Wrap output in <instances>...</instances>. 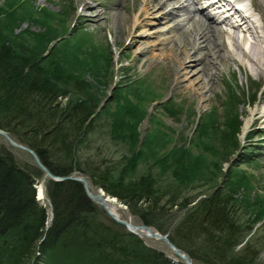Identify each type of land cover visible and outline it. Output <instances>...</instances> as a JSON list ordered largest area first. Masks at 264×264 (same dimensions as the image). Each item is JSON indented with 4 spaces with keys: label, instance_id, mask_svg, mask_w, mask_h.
I'll list each match as a JSON object with an SVG mask.
<instances>
[{
    "label": "rangeland",
    "instance_id": "374dc122",
    "mask_svg": "<svg viewBox=\"0 0 264 264\" xmlns=\"http://www.w3.org/2000/svg\"><path fill=\"white\" fill-rule=\"evenodd\" d=\"M143 2L0 0V39L5 46H12L15 57L18 54L31 63L40 77L68 90L60 99L63 104L85 100L92 107L94 120L77 138L75 161L92 174L93 170H108L118 177L123 172L127 181L151 176L157 200L156 205L149 203L156 207L147 216L154 224L151 227L166 235L182 254H188L193 264H223L213 260L204 233L191 231L195 221H187L193 208L215 190L231 200V217L243 225L242 243L228 256L239 255L246 244H252L258 253L254 264H264V219L253 220L251 209H245L256 201L257 194L264 196V123L254 121V114L264 106V72L253 70L242 55L236 60L228 58L214 69L207 60L197 65L194 59L177 76L167 60L153 59L162 48L154 47L173 36L175 41L169 46L179 49L195 39L196 33L190 32L185 12L169 25L160 17L147 18L143 27L131 30ZM3 9L13 14L9 21H5ZM190 11L193 14L194 7ZM172 25L173 31L164 36ZM26 72L33 76L30 70ZM247 121L250 125L245 129ZM10 138L28 147L22 139ZM0 151L13 154L16 163L36 180L37 189L42 181L36 177L37 168L44 171L33 155L2 135ZM75 173L87 178L92 190L102 189L89 175ZM245 176L252 190L244 183V187H231L229 179ZM246 198L247 205L243 202ZM117 201L122 206V221L144 223L147 202L134 212ZM38 202L48 211V229L54 213L48 200ZM95 206L90 221L104 226L99 234L104 228L117 234L119 239L110 244L130 255L125 264L136 263V258H130L134 250L142 251L138 264H147L142 257L154 252L171 264H185L165 242L130 233L102 207ZM33 253L32 258L7 253L3 264H45L41 252Z\"/></svg>",
    "mask_w": 264,
    "mask_h": 264
},
{
    "label": "trees",
    "instance_id": "16d2710c",
    "mask_svg": "<svg viewBox=\"0 0 264 264\" xmlns=\"http://www.w3.org/2000/svg\"><path fill=\"white\" fill-rule=\"evenodd\" d=\"M3 12L6 13L5 21H9L13 14L4 9ZM13 50L0 39V129L22 139L55 176H69L75 172L89 175L106 194L116 197L134 212L143 209L139 206L143 201L147 202L150 210L145 208L147 213L142 215V221L154 225L147 217L156 209L151 208L153 205L149 207V203L157 204L152 177L127 181L121 176L123 172L118 177L108 170L103 173L93 170L92 174L78 164L75 161L77 138L92 124L94 110L85 100L63 104L60 99L68 90L57 88L47 78L40 77V73L31 68L33 65L22 61L18 54L15 57ZM28 70L33 76L26 72ZM44 176L45 173L37 168L36 177L43 179ZM35 181L16 163L11 152L0 151V264L7 253L32 258L34 250L43 254L45 264H125L124 261L129 260L130 255L110 244L119 239L117 234L107 233L106 228L99 234L104 226L90 221L96 206L80 182H55L47 178V197L54 213L51 227L47 229L48 211L36 199ZM237 181L238 188L244 187V183L252 189L246 176L245 179L238 177ZM215 191L187 215V221H195L191 223V231L204 233L214 261L254 264L258 253L252 244H246L239 255L228 256L242 243L243 225L231 217V200L221 196L219 190ZM243 202L247 205L248 199ZM253 206L261 211H255ZM245 209H251L249 212L253 217L258 216V220L264 219L262 198H256ZM71 245L72 251L69 250ZM141 252H131L130 258L137 259L135 264L141 261L138 260ZM142 258L147 264H171L156 252L144 254Z\"/></svg>",
    "mask_w": 264,
    "mask_h": 264
},
{
    "label": "bare ground",
    "instance_id": "6f19581e",
    "mask_svg": "<svg viewBox=\"0 0 264 264\" xmlns=\"http://www.w3.org/2000/svg\"><path fill=\"white\" fill-rule=\"evenodd\" d=\"M182 2L183 0H144L143 9L138 12L135 25L131 28V30L143 27L147 18L156 19L160 17V21L163 22L164 25H168L175 20L179 16V12L185 8ZM193 2L195 3L196 0H193ZM249 2L255 12L262 16L264 23V0H249ZM173 4L178 7L170 8ZM228 12L236 19L237 22L235 26L230 28V31L216 26L218 24V20L215 18L212 20L210 19V22H206L201 19L204 23L200 20L197 21L195 18H192L191 21L194 23L195 31L197 33L195 39L192 41L190 40L188 43L186 42L178 49L176 46H169L174 43L176 37L169 36L168 38H163L161 43L154 47L156 48L155 50H157V47L160 45L162 48L158 49V55H153V59L160 58L167 60L172 67L176 68V75L179 76L183 71L189 68L188 65L194 61V59L195 62L197 61V65H202V61L207 60L214 69L217 68L220 63L226 62L228 58L230 60H236L237 57L243 55L244 58L252 64L251 68L253 70L264 72V26H259L253 19L250 20V16H241L234 8L229 9ZM197 13L199 14L200 12L197 11ZM128 31H130V29H128ZM171 31H173V27H168L165 30L164 36ZM240 34H243V38L239 37ZM217 35L220 36L222 40L217 39ZM223 36L225 39H223ZM155 50L153 49L150 51V54H153ZM202 72H204V69ZM179 83L180 82H178V84ZM186 87H190V85H186ZM204 87L205 85L203 88ZM203 88L196 89L194 91H198ZM254 118L256 119L254 121L259 120L264 123V106H261V110L254 114ZM249 123L250 121L245 123V129L250 125ZM250 151L251 150L249 149L247 153ZM201 165L206 166L203 162ZM229 180H232L230 183L231 187L238 188L237 179L231 178ZM41 185L42 184L38 185L39 197H37L40 201L45 199L44 190ZM247 188L248 190H252L249 187ZM102 189L103 191L100 194H103L105 197L106 192H104V188ZM256 196V198H264L263 195L257 194ZM98 206L102 208L104 207L101 202ZM106 209L111 214L119 216L122 206L118 203L117 199L111 196L106 202ZM254 210L261 211L260 209L255 208ZM251 217L253 216L251 215ZM253 220H258V216L253 217ZM139 233L142 234L140 231Z\"/></svg>",
    "mask_w": 264,
    "mask_h": 264
},
{
    "label": "water",
    "instance_id": "95a60500",
    "mask_svg": "<svg viewBox=\"0 0 264 264\" xmlns=\"http://www.w3.org/2000/svg\"><path fill=\"white\" fill-rule=\"evenodd\" d=\"M0 135L4 136L5 138H7L10 143L16 147H19L23 150H26L27 152L31 153L33 155V157L35 158L36 160V163L38 164V166L46 173L47 176H49L51 179L55 180V181H58V182H67V181H77V182H80L83 187H84V190H85V193L87 195V197L96 205H99V203L101 202L103 204V210L105 211L106 214H108L110 217H112L114 220H116L119 224L125 226L127 228V230L134 234V235H137L139 237H148V238H156V239H159L163 242H165L169 248L177 255V256H180L185 264H193L191 262V259L189 258L188 254H186L185 252L182 254L181 251L171 242V240L166 236V235H163V234H160L157 230H155L154 228H152L151 226L149 225H146L144 223H142L141 225H132L131 223H127L125 221H122L121 218L118 216V215H115V214H111L107 209H106V202L108 200V198H110L109 196H103V194H100L102 193L103 190H98V191H93L90 187H89V181L87 180V178L83 177V176H80V175H77V174H73V175H70V176H64V177H61V176H54L50 170L44 166L42 164V162L40 161L38 155L33 151L31 150L30 148L28 147H25L23 145H20V144H17L15 142H13V140H11L9 134L3 130L0 129ZM142 232L141 233H139Z\"/></svg>",
    "mask_w": 264,
    "mask_h": 264
}]
</instances>
